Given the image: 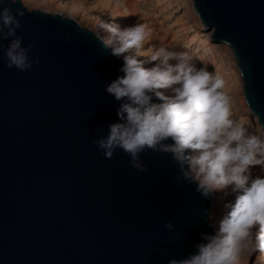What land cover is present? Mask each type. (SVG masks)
I'll use <instances>...</instances> for the list:
<instances>
[{
	"label": "water",
	"instance_id": "95a60500",
	"mask_svg": "<svg viewBox=\"0 0 264 264\" xmlns=\"http://www.w3.org/2000/svg\"><path fill=\"white\" fill-rule=\"evenodd\" d=\"M192 2L212 42L231 50L264 130V0ZM8 6L24 8L17 35L40 63L9 68L13 38L0 40V264H169L195 253L213 232V200L177 184L169 155L142 153L145 173L93 144L118 120L105 85L123 75L122 58L62 13Z\"/></svg>",
	"mask_w": 264,
	"mask_h": 264
},
{
	"label": "clouds",
	"instance_id": "9594fccd",
	"mask_svg": "<svg viewBox=\"0 0 264 264\" xmlns=\"http://www.w3.org/2000/svg\"><path fill=\"white\" fill-rule=\"evenodd\" d=\"M116 3L124 7L123 17L131 15L123 0ZM24 15V8L14 12L10 6L0 7V40L13 38L5 52L8 67L26 72L40 63V57L30 59L35 45L30 42L25 47L23 37L17 35L22 27L19 17ZM61 17L79 25L74 15ZM89 30L109 55L123 60V75L105 85L119 107L118 120L108 126L107 134L93 140L102 155L111 159L120 149L133 168L147 173L141 154L163 153L178 168L177 184H194L204 199L214 201L213 207L217 199L229 195V189L236 194L234 202L223 204L219 219L207 212L213 232L201 233L203 242L196 245L197 251L188 258L170 259L169 264H237L249 245L264 254V175L253 176L257 166L264 173V133H253L232 118L224 80L198 67L186 51L161 46L144 55L145 22L122 29L101 19ZM153 62L154 66L145 67ZM165 228L172 230L173 222L167 221Z\"/></svg>",
	"mask_w": 264,
	"mask_h": 264
},
{
	"label": "rangeland",
	"instance_id": "374dc122",
	"mask_svg": "<svg viewBox=\"0 0 264 264\" xmlns=\"http://www.w3.org/2000/svg\"><path fill=\"white\" fill-rule=\"evenodd\" d=\"M130 1L135 4V10L129 12L127 9L131 14L127 17L122 16L124 7L118 6L116 0H23V3L29 9L62 13L64 16L74 15L77 21L87 28H92L99 20L104 19L119 24L123 29L137 24L138 15L143 14L148 31L144 55H148L153 49L161 46L176 51L186 48L198 67H205L224 80L223 91L230 98L232 118L253 133H264L257 117L249 113L243 101L240 91V74L231 50L222 44L212 42L211 33L204 29L191 0H123V3ZM113 16L117 17L113 19ZM103 35L107 36L108 33L105 32ZM172 40L173 44H171ZM223 55L229 56L227 58L231 60L229 64L222 62ZM144 58L141 57V59ZM154 63L146 64L145 67H152ZM228 70L232 71V74H228ZM166 94L172 93L168 90ZM256 175H264L259 166L253 169V176ZM235 195L229 189V195L215 201L211 211L217 219L223 215V204L229 201L234 202ZM221 196L223 193H217V197ZM237 264H264V254L257 251L253 245H249L247 250L241 253Z\"/></svg>",
	"mask_w": 264,
	"mask_h": 264
},
{
	"label": "bare ground",
	"instance_id": "6f19581e",
	"mask_svg": "<svg viewBox=\"0 0 264 264\" xmlns=\"http://www.w3.org/2000/svg\"><path fill=\"white\" fill-rule=\"evenodd\" d=\"M191 2H192V0H191ZM133 2H125L124 3V5L126 6V8L128 9V11L129 12H131L133 9H134V7H135V4L133 3ZM135 10V9H134ZM196 11V10H195ZM194 11V12H195ZM196 13V12H195ZM139 14V13H138ZM197 14V13H196ZM141 17H142V19H141ZM138 18H139V20H138V23H146V19H145V17H144V15L142 14H139L138 15ZM171 44H173V40L171 41ZM220 46H222V45H220ZM211 48V47H210ZM217 49V48H216ZM212 50V49H211ZM182 51H186L187 53H189L188 51H187V49L185 48H183V50ZM214 51V50H213ZM229 54V53H228ZM229 56L228 55H223L222 57H221V60H222V62L223 63H225L226 62V64L228 63H230L231 62V60L229 61V59H227ZM234 62H236L235 60H234ZM236 65V64H235ZM234 72V71H233ZM227 73L228 74H232V71H227ZM239 74H240V80H241V88H240V91H241V95H242V97H243V101H244V103L246 104V108L248 109V111H249V113L251 114V115H253L254 113L251 111V109L249 108V106H248V103H247V101H246V99H245V96L243 95L244 93H243V80H242V78H241V73L239 72ZM255 115V114H254ZM254 117V116H253ZM256 117V116H255ZM254 117V118H255ZM257 119V118H256ZM258 121V120H257Z\"/></svg>",
	"mask_w": 264,
	"mask_h": 264
}]
</instances>
